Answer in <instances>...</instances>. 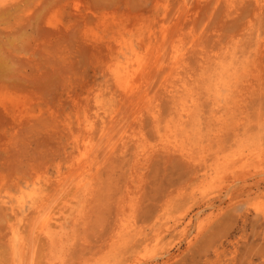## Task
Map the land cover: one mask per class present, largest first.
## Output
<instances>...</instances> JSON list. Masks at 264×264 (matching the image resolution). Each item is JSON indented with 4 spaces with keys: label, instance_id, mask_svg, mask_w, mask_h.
Returning a JSON list of instances; mask_svg holds the SVG:
<instances>
[{
    "label": "rangeland",
    "instance_id": "rangeland-1",
    "mask_svg": "<svg viewBox=\"0 0 264 264\" xmlns=\"http://www.w3.org/2000/svg\"><path fill=\"white\" fill-rule=\"evenodd\" d=\"M67 1L0 0V264H264V0ZM135 58L128 98L111 70ZM64 199L48 246L31 205Z\"/></svg>",
    "mask_w": 264,
    "mask_h": 264
},
{
    "label": "bare ground",
    "instance_id": "bare-ground-1",
    "mask_svg": "<svg viewBox=\"0 0 264 264\" xmlns=\"http://www.w3.org/2000/svg\"><path fill=\"white\" fill-rule=\"evenodd\" d=\"M64 1V0H63ZM66 1V0H65ZM69 1V0H68ZM67 1V2H68ZM76 0H72V1H70V2H72V4H73V6L74 7H76V5L78 4L77 2H75ZM235 1V0H234ZM80 2V1H79ZM81 3V2H80ZM79 3V4H80ZM237 3V2H236ZM78 4V5H79ZM228 4H229V2H228ZM58 5H59V3H58ZM58 5H56V6H58ZM65 6V5H64ZM69 6V5H68ZM81 6V5H80ZM8 7V6H7ZM55 7V6H54ZM63 7V6H62ZM61 7V8H62ZM70 7V6H69ZM228 7V6H227ZM81 8V7H80ZM232 8H233V6H232ZM72 10V9H71ZM76 11V10H75ZM90 11V10H89ZM74 12V11H73ZM235 12V11H234ZM261 12V11H260ZM75 13V12H74ZM87 13V12H86ZM102 13V12H101ZM76 14V13H75ZM77 14H79V13H77ZM91 14V13H90ZM230 14V13H229ZM86 15V14H85ZM263 15H264V13H263ZM93 16V15H92ZM82 17H83V15H82ZM86 18V17H85ZM260 18V17H259ZM80 20V19H79ZM96 20V19H95ZM99 21V20H98ZM74 22V21H73ZM79 22V21H78ZM96 22V21H95ZM97 23V22H96ZM104 23V22H103ZM115 24V23H114ZM57 25V24H56ZM67 28V27H66ZM81 28H82V26H81ZM1 30H2V28H1ZM82 30V29H81ZM127 30V29H126ZM3 34V33H2ZM124 34V33H123ZM147 34V33H146ZM151 34V33H150ZM152 35V34H151ZM135 36V35H134ZM97 37V36H96ZM108 37V36H107ZM241 38V37H240ZM178 39V38H177ZM176 39V40H177ZM82 40H83V38H82ZM119 41V40H118ZM145 41V40H144ZM147 41H149V39L147 40ZM152 41V40H151ZM106 42V41H105ZM120 42H122V41H120ZM126 44V43H125ZM232 44V43H231ZM129 45V44H128ZM121 46H123V45H121ZM240 46V45H239ZM146 47V46H145ZM171 47V46H170ZM150 48V47H149ZM2 49V48H1ZM4 49V48H3ZM136 49V48H135ZM180 49V48H179ZM179 49L177 48V47H175V46H173L172 48H171V51H170V54H168V55H170V57H169V59H170V64H172V66L170 67H167V68H169V70L168 69H166V67H165V69L166 70H168V71H171V73H175V72H173V70L175 69V71H176V69L177 68H179V64H181V63H179L180 62V59L178 58L179 57ZM122 50V49H121ZM128 50V49H127ZM126 50V51H127ZM240 50H241V48H240ZM128 51H130V49L128 50ZM143 51V50H142ZM145 51V50H144ZM235 51V50H234ZM109 53H111L112 54V52H110V50H109ZM115 53V52H114ZM124 53H125V50H124ZM240 53V52H239ZM120 54H122V53H120ZM211 54V53H210ZM235 54V53H234ZM253 54V53H252ZM99 55V54H98ZM116 55H117V53H116ZM150 55V54H149ZM15 56V55H14ZM128 56V55H127ZM139 56V55H138ZM151 56V55H150ZM200 56V55H199ZM212 56V55H211ZM218 56V55H217ZM133 57V56H132ZM149 57V56H148ZM129 58V57H128ZM140 58V57H139ZM139 58H135V60L133 61V59L132 60H129V59H127L126 60V62L124 63V64H122V69H123V72H121V70H120V68L119 67H117L116 69L114 68V70H111V75L113 76V78L115 79V82L117 83V85L121 88V90L123 91V94H125L124 96H128V98H130V97H132V96H134V94L136 93H138V92H136V90H134V88H135V86H134V88H132V86L131 85H129V82H131L132 80H131V76H132V74H134V72H135V69H133L132 67H133V63H136L137 62V64L139 63ZM209 58V57H208ZM125 59V58H124ZM212 59V58H211ZM11 60V59H10ZM17 60V59H16ZM113 60V59H112ZM196 60H198V59H196ZM3 61V60H2ZM1 61V62H2ZM130 61H132V62H130ZM210 61V60H209ZM223 61V60H222ZM113 62V61H112ZM151 62V61H150ZM154 62V61H153ZM198 62V61H197ZM144 63H145V61H144ZM2 63H0V65H1ZM169 64V63H168ZM184 64V63H183ZM262 64V63H261ZM146 65V64H145ZM230 65V64H229ZM135 66V65H134ZM183 66V65H182ZM231 66V65H230ZM150 67V66H149ZM207 67H209V66H207ZM213 67V66H212ZM138 68V67H137ZM139 68L141 69V67L139 66ZM234 68V67H233ZM233 68H231V69H233ZM133 69V70H132ZM209 69H211V67L209 68ZM227 69H228V67H227ZM248 69V68H247ZM142 70H144V69H142ZM204 70H206L205 68H204ZM246 70V69H245ZM145 71H146V68H145ZM6 72V71H5ZM5 75V74H4ZM169 75H171L170 73H169ZM168 75V76H169ZM175 75V74H174ZM179 75V74H178ZM143 76V75H142ZM145 76V75H144ZM166 76V75H165ZM172 76V78H173V81L176 79L175 78V76L173 77V75H171ZM190 76V75H189ZM189 76L187 75V77L189 78ZM198 76V75H197ZM246 76V75H245ZM136 77V76H135ZM179 77V76H178ZM201 77V76H200ZM240 77V76H239ZM146 78V77H145ZM169 79H170V77H168ZM191 78V77H190ZM258 78V77H257ZM169 79H168V81H169ZM184 79V78H183ZM183 79H182V81H183ZM176 80H178V79H176ZM175 80V81H176ZM185 80V79H184ZM190 80V79H189ZM198 80V79H197ZM201 80H202V78H201ZM1 81H3V80H1ZM137 81V80H136ZM171 82H172V79L170 80ZM179 81V80H178ZM224 81V80H223ZM255 82V81H254ZM3 83V82H2ZM134 83V82H133ZM133 83H132V85H133ZM182 83V82H181ZM205 83V82H204ZM144 84V83H143ZM176 84V83H175ZM183 84H184V82H183ZM195 84V83H194ZM13 85V84H12ZM168 85V84H167ZM171 85V84H170ZM177 85V84H176ZM176 85H171L172 87L173 86H176ZM179 85V84H178ZM217 85H218V83H217ZM163 86H164V84H163ZM166 86V85H165ZM169 86V85H168ZM182 85H180V87H181ZM236 86V85H235ZM259 86V85H258ZM138 87V86H137ZM140 87V86H139ZM139 87H138V90H139ZM160 87V86H159ZM185 88H186V90H187V87L186 86H184ZM183 87V88H184ZM200 87V86H199ZM257 87V86H256ZM256 87H255V89H256ZM16 88V87H15ZM170 88V87H169ZM168 88V89H169ZM176 89H177V87H175ZM182 88V87H181ZM201 88H203V87H201ZM251 88H252V85H251ZM12 89V88H11ZM162 89V88H161ZM191 89V88H190ZM253 89V88H252ZM165 90V89H164ZM171 90H173L172 88L170 89V91ZM184 90V89H183ZM185 90V91H186ZM192 90V89H191ZM194 90V89H193ZM165 91H167V89L165 90ZM169 91V92H170ZM176 91V90H175ZM209 92L211 91L210 89L208 90ZM17 92V91H16ZM168 92V93H169ZM166 93V92H165ZM172 93H173V91H172ZM171 92H170V94H172ZM181 93V92H180ZM186 93V92H185ZM184 93V94H185ZM194 93V92H193ZM140 94V93H139ZM164 94V93H163ZM167 94V93H166ZM182 94V93H181ZM181 94H180V96H181ZM176 95L177 96H179L177 93H176ZM188 95H189V93H188ZM123 96V97H124ZM169 97L171 96V95H168ZM180 96H179V98H180ZM192 96V95H191ZM194 96H195V93H194ZM211 96V95H210ZM122 97V98H123ZM143 97V96H142ZM165 97V96H164ZM174 97H176L175 95H174ZM135 98V97H134ZM145 98H146V96H145ZM170 98H173V95L170 97ZM176 99V98H174V102L177 100V103H178V100H180V99H182V98H180V99ZM184 98V97H183ZM195 98V97H194ZM194 98H192V99H194ZM232 98V97H231ZM131 99H133V98H131ZM137 99V98H136ZM140 99V98H139ZM176 99V100H175ZM184 99H186V98H184ZM183 99V100H184ZM134 100V99H133ZM143 100V99H142ZM170 100H172V99H170ZM194 100H196V99H194ZM194 100H192V101H194ZM129 101V100H128ZM135 101V100H134ZM152 101V100H151ZM182 101V100H181ZM139 102V101H138ZM158 102V101H157ZM156 102V103H157ZM171 102V101H170ZM230 102V101H229ZM130 103V102H129ZM152 102H150V104H151ZM153 103H154V101H153ZM153 103H152V105H153ZM171 103H173V102H171ZM186 103V102H185ZM217 103V102H216ZM175 104V103H174ZM179 104V103H178ZM177 104V105H178ZM191 103H189V105H190ZM196 104H198V101H197V103ZM195 103L193 104L194 105V108H195V105H196ZM232 104V103H231ZM171 106H172V104H170ZM184 105H186V104H184ZM183 105V106H184ZM192 105V106H193ZM213 105V104H212ZM119 106V105H118ZM126 106V105H125ZM198 106V105H197ZM210 106V105H209ZM136 107H138V105L136 106ZM155 107V106H154ZM153 107V108H154ZM174 106H172V108H173ZM179 107V106H178ZM185 107V106H184ZM199 107H201V105L199 106ZM125 108V107H124ZM146 108V107H145ZM144 108V109H145ZM150 108V107H149ZM152 108V109H153ZM172 108H171V110H172ZM187 108V107H186ZM184 109V110H187V109ZM191 108V107H190ZM212 108V107H211ZM129 109V108H128ZM150 110V111H153V110ZM175 109H176V107L174 108V113H175ZM178 109V108H177ZM176 109V110H177ZM208 109V108H207ZM236 109V108H235ZM145 110H149L148 108H146ZM156 111H155V113L154 112H152V113H154L153 114V117H155L154 115L156 114L157 115V113L156 112H158L157 111V109H155ZM194 110V109H193ZM193 110H191V113H192V111ZM209 110V109H208ZM240 110V109H239ZM9 111V110H8ZM115 111V110H114ZM136 111V110H135ZM167 111V110H166ZM195 111V110H194ZM216 111V110H215ZM137 112H138V110H137ZM170 112V111H169ZM168 112V113H169ZM178 112H179V110H178ZM178 112H176V113H178ZM226 112V111H225ZM235 112V111H234ZM233 112V113H234ZM147 113H149L148 111H147ZM175 113V114H176ZM196 113V112H195ZM217 113V112H216ZM140 114V113H139ZM150 114V113H149ZM160 114V113H159ZM183 114V113H182ZM193 114V113H192ZM170 115H172L171 114V112H170ZM200 115V114H199ZM137 116V115H136ZM151 116V115H150ZM176 115H174V117H175ZM180 116V115H179ZM187 116V115H186ZM197 116V115H196ZM227 116H228V114H227ZM114 117V116H113ZM152 117V118H153ZM172 117V116H171ZM177 117H178V115H177ZM176 117V118H177ZM184 117V116H183ZM188 117H189V120L191 119V117H193V116H189L188 115ZM160 118V117H159ZM179 118V117H178ZM185 118V117H184ZM194 119L196 118V117H193ZM221 118V117H220ZM108 119V118H107ZM115 119V118H114ZM117 119V118H116ZM145 119V118H144ZM157 122H160V120L162 121V119L163 118H160L159 119V121H158V119L157 118H154ZM118 120V119H117ZM135 120V119H134ZM152 120V119H151ZM179 120V119H178ZM189 120H187V121H189ZM193 120V119H192ZM192 120H191V123H192ZM206 120V119H205ZM113 121V120H112ZM154 121V120H153ZM152 121V122H153ZM171 121V120H170ZM173 121V120H172ZM171 121V122H172ZM181 121V120H180ZM184 122V123H187V125H188V123H190V122ZM194 121V120H193ZM218 121V120H217ZM227 121V120H226ZM156 122V123H157ZM209 122V121H208ZM93 123L94 122H92V125H93ZM165 123H166V121H165ZM174 123V122H173ZM178 123V122H177ZM177 123H176V125H177ZM113 124V123H112ZM154 124H155V121H154ZM163 124V123H162ZM180 124V126H181V123H179ZM178 124V125H179ZM193 124V123H192ZM192 124H189V125H192ZM114 125H115V123H114ZM156 125V124H155ZM129 126V125H128ZM162 126V125H161ZM164 126V125H163ZM167 126H168V123H167ZM166 126V127H167ZM172 126V125H171ZM174 126V125H173ZM179 126V127H180ZM153 127V126H152ZM217 127V126H216ZM151 128V127H150ZM172 128V127H171ZM181 128V127H180ZM183 128V127H182ZM92 129V128H91ZM103 129V128H102ZM153 129V128H152ZM174 129H175V127H174ZM179 129V128H178ZM234 129V128H233ZM101 130V129H100ZM104 130V129H103ZM166 130V129H165ZM169 130V129H168ZM171 130H173V129H171ZM170 130V131H171ZM198 130V129H197ZM240 130V129H239ZM97 131V130H96ZM102 131V130H101ZM130 131V130H129ZM174 131V130H173ZM179 131H181V130H178V132H175L176 134L177 133H180ZM199 131V130H198ZM124 132V131H123ZM156 132V131H155ZM159 132H161V131H159ZM164 132V131H163ZM172 132V131H171ZM234 132V131H233ZM96 133V132H95ZM107 133V132H106ZM125 133H126V131H125ZM168 133H169V131H168ZM133 134V133H132ZM161 133H159V135H160ZM174 134V133H173ZM173 134H172V136H168V139H165V138H162L163 140H165L166 142H170V140H172V139H170L171 137H173ZM176 134H175V137H176ZM104 135V134H103ZM102 135V136H103ZM125 135V134H124ZM168 135V134H167ZM196 135V134H195ZM218 135V134H217ZM88 136V135H87ZM106 136V135H105ZM112 136V135H111ZM161 136V135H160ZM166 136V135H165ZM182 136H185V135H183L182 134ZM123 137V136H122ZM149 137H150V135H149ZM156 137V136H155ZM158 137V136H157ZM192 137V136H191ZM98 138V137H97ZM111 138H113V137H111ZM110 138V139H111ZM142 138H143V136H142ZM90 139V138H89ZM109 139V138H108ZM118 139V138H117ZM160 139V138H159ZM182 139V138H181ZM193 139V138H192ZM93 140V139H92ZM84 141V140H83ZM188 141H189V139H188ZM203 141V140H202ZM201 141V142H202ZM214 141V140H213ZM88 143L90 142V141H87ZM87 142L84 144V146H83V149H82V151H81V154H80V151H79V154H80V162H79V164H77L78 166H77V168L75 169V171L73 172V175H70V183L72 184V188H73V196H72V198H73V200L74 199H76V196L77 195H81V196H84V194H85V192L86 191H91V190H88L89 189V186H90V184H91V181L92 180H96V179H94V178H96L95 176H96V173H98L97 171H96V169H95V171L93 170L94 168H96V166L93 168V166H91V163H92V161H93V159H90V157H89V159L91 160V162L89 161V159H88V156H87V149H88V146H87ZM98 142V141H97ZM113 142H114V139H113ZM132 142H133V140H132ZM162 142V141H161ZM190 142V141H189ZM200 142V143H201ZM120 143V142H119ZM138 143V142H137ZM165 143V142H164ZM217 143V142H216ZM238 143V142H237ZM109 144V143H108ZM120 144H122V143H120ZM211 144V143H210ZM93 145V144H92ZM112 145H114V144H112ZM107 146V145H106ZM115 146V145H114ZM122 146V145H121ZM126 146V145H125ZM154 146V145H153ZM225 146V145H224ZM260 146V145H259ZM97 147V146H96ZM132 147V146H131ZM140 147V146H139ZM144 147V146H143ZM184 147V146H183ZM219 147V146H218ZM231 147H232V145H231ZM230 147V148H231ZM78 148V147H77ZM93 148H95V147H93ZM111 148H113V149H115L114 147H112L111 146ZM111 148L110 149H107V151L109 150L110 151V153L111 152H114V151H111ZM130 148V147H129ZM142 148V147H141ZM196 148V147H195ZM91 149V148H90ZM186 149V148H185ZM210 149H211V147H210ZM80 150V149H79ZM124 150V149H123ZM139 150V149H138ZM145 149H141V151L142 152H145L144 151ZM106 151V152H107ZM140 151V150H139ZM179 151V150H178ZM181 151V150H180ZM200 151V150H199ZM198 151V152H199ZM98 152V151H97ZM101 152V151H100ZM104 152V151H103ZM220 153V152H219ZM221 153H222V150H221ZM247 153V152H246ZM100 154V153H99ZM139 154H141V153H139ZM144 154H146V153H144ZM143 154V155H144ZM207 154H208V152H207ZM92 156H93V154H91ZM118 155V154H117ZM218 155V154H217ZM107 155H105V157H106ZM109 156V155H108ZM121 156V155H120ZM251 156V155H250ZM99 157V156H98ZM218 157V156H217ZM222 157V156H221ZM240 157V156H239ZM257 157V156H256ZM110 157H108V159H109ZM245 158V157H244ZM105 159H107V157L105 158ZM116 159V158H115ZM197 159V158H196ZM201 159V158H200ZM213 159V158H212ZM218 159V158H217ZM243 159V158H242ZM256 159H258V158H256ZM244 160V159H243ZM189 161V160H188ZM208 161V160H207ZM263 161V160H262ZM191 162V161H190ZM214 162V161H213ZM231 162V161H230ZM186 163H187V161H186ZM204 163V162H203ZM203 163H202V165H203ZM210 163V162H209ZM206 165V164H205ZM246 165V164H245ZM76 166V165H75ZM209 166V165H208ZM218 166V165H217ZM99 167H101V166H99ZM243 167V166H242ZM248 166H246V167H244V168H247ZM257 167V166H256ZM215 168V167H214ZM217 168H219V167H217ZM243 168V169H244ZM107 169V168H106ZM254 169H259V166H258V168H254ZM134 170V169H133ZM94 171V172H93ZM113 173V172H112ZM208 173V172H207ZM72 174V173H71ZM222 175V174H221ZM106 176V175H105ZM57 179V178H56ZM246 179V178H245ZM110 180V179H109ZM100 181V180H99ZM97 183V182H96ZM93 184V183H92ZM210 184V183H209ZM34 185V184H33ZM36 185V184H35ZM57 185V184H56ZM67 185V184H66ZM59 186H61L60 184H59ZM92 186V185H91ZM135 186V185H134ZM228 187V186H227ZM55 188H56V186H55ZM64 188V187H63ZM70 188V187H69ZM197 188V187H196ZM51 190V189H50ZM95 190V189H94ZM93 190V191H94ZM69 191V190H68ZM71 191V192H72ZM201 191H203V188H202V190ZM201 191H200V193H201ZM205 191V190H204ZM203 191V192H204ZM59 192V191H58ZM226 192V191H225ZM88 193H90V192H88ZM223 193H224V191H223ZM61 194V193H60ZM71 194V193H70ZM212 194V193H211ZM42 195V194H41ZM47 195H49V194H47ZM97 196H98V194H96ZM168 195V194H167ZM177 195V194H176ZM198 195V194H197ZM22 196V195H21ZM45 196V195H44ZM129 196V195H128ZM58 198V197H57ZM92 198V197H91ZM134 198V197H133ZM200 198V197H199ZM23 199V198H22ZM22 199H20V200H18V204H17V207H15V208H17V209H19V210H22V208L24 207V204H25V202L22 200ZM45 199V198H44ZM48 199V198H47ZM59 199V198H58ZM62 199V198H61ZM34 200V199H33ZM60 200V199H59ZM61 201V200H60ZM127 201V200H126ZM132 201V200H131ZM4 202V201H3ZM34 202V201H33ZM51 202H53L52 200H46V201H42L41 200V204H39L38 202H36V205L34 206V205H31V207H33V212H34V214H35V216H36V220H35V223H36V225L37 226H35L34 224V230H36V231H34L33 233L31 232L30 234H32L33 236H34V238L35 239H37V237L38 236H42L43 238H44V242L46 241L47 242V244H48V246L50 245H54V242L53 241H55V239H57V235H56V233H54V231L58 228V227H60L62 230H63V228H62V223L61 224H59V222H60V219H64V213H65V211H72V209H73V207H72V202H71V200L70 199H64L62 202H61V206H59L58 208H57V206H56V211L53 209L54 208V206L52 207V205L51 204H53V203H51ZM79 202V201H78ZM77 202V203H78ZM59 203V202H58ZM75 203V202H74ZM81 202H79V204H80ZM120 203V202H119ZM128 203V202H127ZM33 204V203H32ZM58 205V204H57ZM2 206V205H1ZM27 206V205H26ZM126 206V205H125ZM116 207V206H115ZM134 207V206H133ZM50 208H51V210H50ZM137 208V207H136ZM121 209V208H120ZM145 209V208H144ZM26 210V209H25ZM117 210V209H116ZM140 210V209H139ZM12 211H15V209L14 208H12ZM74 211H76L77 212V214H81L78 210H74ZM89 211V210H88ZM119 211V210H118ZM117 211V212H118ZM120 211H123L122 209L120 210ZM125 211V210H124ZM124 211H123V213H124ZM145 211V210H144ZM25 212V211H24ZM84 212V211H83ZM116 212V211H115ZM162 212V211H161ZM264 212V211H263ZM70 214H71V212H70ZM119 214H120V212L118 213V217L119 218H117V220L119 221L120 220V217L121 216H119ZM86 215V214H85ZM62 216V217H61ZM130 216V215H129ZM140 216V215H139ZM78 217V216H77ZM86 217V216H85ZM74 218V217H73ZM65 219H66V217H65ZM69 219V218H68ZM74 219H76V218H74ZM116 220V219H115ZM77 221V220H76ZM189 221V220H188ZM192 221V220H191ZM82 222V221H81ZM114 222V221H113ZM122 222V221H121ZM186 224V223H185ZM10 225V224H9ZM64 225V224H63ZM85 225V224H84ZM22 227V226H21ZM30 227H31V224H30ZM33 227V226H32ZM79 227H81V226H79ZM187 227V226H186ZM11 228V234H12V238H13V241H14V239L16 238H14V236H15V232H13L14 231V228H13V226H11L10 227ZM117 228V233H116V235H118L119 233L120 234H122L121 232H124V231H126V230H128V228H129V226H127V225H125L124 224V221L122 222V223H120L119 224V226H117L116 227ZM31 230H33V229H31ZM115 230V229H114ZM57 231V230H56ZM55 231V232H56ZM74 231V230H73ZM185 231V230H184ZM28 232H29V230H28ZM131 232V231H130ZM21 233V232H20ZM126 233V232H125ZM187 233V232H186ZM23 234V233H22ZM131 234V233H130ZM59 235V234H58ZM136 235V234H135ZM21 236V235H20ZM29 236H31V235H29ZM120 236V235H119ZM23 238H21V245L22 246H24L25 244L23 243L22 244V239H24V240H26V238H24V236H22ZM58 237H60V236H58ZM28 238V237H27ZM31 238V237H30ZM34 238L32 239V241L34 240ZM40 238V237H39ZM42 238V239H43ZM124 237H122V239H123ZM157 238H160V237H157ZM112 239V238H111ZM9 240V239H8ZM121 241V240H120ZM39 242V241H38ZM16 243V242H15ZM33 243V242H32ZM120 243H123V242H120ZM34 244H35V240H34ZM38 244V243H37ZM40 244V243H39ZM42 244V243H41ZM62 244V243H61ZM118 244V243H117ZM129 244V243H128ZM111 245V244H110ZM134 246V245H133ZM25 247H26V245H25ZM24 247V248H25ZM30 247H31V245H30ZM36 247V246H35ZM58 247V246H57ZM69 248H70V246H68ZM125 247V246H124ZM135 247H137V246H135ZM23 248V249H24ZM30 249V248H29ZM36 248H34V250H35ZM51 249L53 250V247H51ZM72 249V248H71ZM37 250V249H36ZM56 250V249H55ZM55 250H53V251H55ZM119 250V249H118ZM135 250H136V248H135ZM16 251V250H15ZM29 251V250H28ZM31 252V251H30ZM99 252V251H98ZM97 252V253H98ZM32 253H33V251H32ZM45 253H46V251H45ZM31 254V253H30ZM109 254V253H108ZM33 256H35V255H33ZM97 256V255H96ZM159 256V255H158ZM157 256V257H158ZM64 257V256H63ZM88 258V257H87ZM150 258H152V256L150 257ZM56 260V259H55ZM79 260H82V259H78V261ZM135 260V259H134ZM59 262H60V259H59ZM145 262V261H144ZM32 263V262H31ZM47 263V262H46ZM49 263V262H48ZM87 263V262H86ZM125 263V262H124ZM142 263V262H141ZM140 264V263H139Z\"/></svg>",
    "mask_w": 264,
    "mask_h": 264
}]
</instances>
